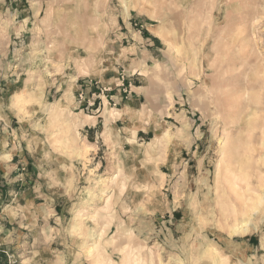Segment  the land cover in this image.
<instances>
[{"label": "rangeland", "instance_id": "rangeland-1", "mask_svg": "<svg viewBox=\"0 0 264 264\" xmlns=\"http://www.w3.org/2000/svg\"><path fill=\"white\" fill-rule=\"evenodd\" d=\"M262 140L264 0H0V264H264Z\"/></svg>", "mask_w": 264, "mask_h": 264}, {"label": "bare ground", "instance_id": "bare-ground-1", "mask_svg": "<svg viewBox=\"0 0 264 264\" xmlns=\"http://www.w3.org/2000/svg\"><path fill=\"white\" fill-rule=\"evenodd\" d=\"M237 77H239V76H235V78H237ZM227 97L229 98L230 96H227ZM231 98H232L231 99V102L228 104V109L226 111L227 120H226L225 127H224L225 130H226L225 132H226V136H227L228 143L234 142V140L233 141H231V140L232 139H235L234 138L235 132L239 131V133H243V130H245L244 132H247V137L245 136L246 137L245 139H247V141L245 140L243 142H246L248 148H249V146H251L250 149H248L246 147V152L247 153L251 152L253 154V152H255L257 150L255 149V145L252 144L253 142H252L251 139L254 136L253 135V131H255V129H257V121H256V119H253L250 114L247 113L246 114V117H245L246 118V122H245L244 125H242V126H244V128H242V126L241 127H238L239 126V123L236 121V123H238L236 125L235 121L232 118H234L235 116L241 115L242 112L244 111V109L242 111V109H241V107H242L241 103H237L236 104V103H233L232 100L233 99H236L239 102L240 101L243 102L242 101L243 95L240 96V95L234 94L233 96H231ZM252 115H254V113H252ZM230 118H231V120H230ZM235 136H238V135H235ZM235 142L237 144L236 146H238V147L235 146V148H233V150H229L228 153L223 154L222 155L223 158H222V160L220 161V163L218 165V174H217L218 176H216V181H214L215 182V186L212 185L215 195L225 192L227 189H229L230 186H233L235 189H238V188L241 187V181L238 182V178L235 176L234 170H235V166L237 164L238 165H240V164L242 165L243 164L242 161H241V158H243L241 154L243 153L244 150H243V146H242L243 143H242L241 139L235 140ZM262 142H263V140H262ZM238 144H241V145H238ZM261 147H262V145H261ZM224 151H226V149H224ZM229 153H231V156H232V154H234L235 160L234 159H231L233 157H231L230 159L227 158ZM263 157H264V154H263ZM255 158H257V157H255ZM255 158H254V160H255ZM261 158H259V159H261ZM255 162L258 163L257 160ZM252 164H254V162ZM256 167H257V165H256ZM249 185H250V183L246 182L244 191L249 192V193H252L253 192V189L251 187H249ZM242 189H243V187L240 188V189H238V190H242ZM217 198H219V197H216V199ZM224 264H227V263L225 262Z\"/></svg>", "mask_w": 264, "mask_h": 264}, {"label": "crops", "instance_id": "crops-1", "mask_svg": "<svg viewBox=\"0 0 264 264\" xmlns=\"http://www.w3.org/2000/svg\"><path fill=\"white\" fill-rule=\"evenodd\" d=\"M160 32V31H159ZM165 33V32H163ZM166 34V33H165ZM134 81V79L132 80ZM135 95L131 96L129 99H127V101L124 103V106H126L127 111L131 110L132 113L134 114V111L136 108H139L142 104V100L141 98L146 97L145 95H147V90L144 86H139V87H135ZM132 106L134 107V109L132 110ZM137 110H135L136 113ZM129 130V129H128ZM131 132L132 131H128ZM135 132L132 134L133 138H134Z\"/></svg>", "mask_w": 264, "mask_h": 264}]
</instances>
